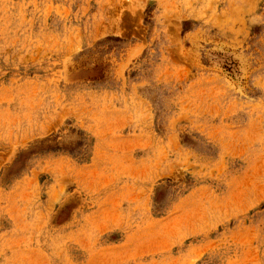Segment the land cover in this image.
<instances>
[{"label": "rangeland", "instance_id": "1", "mask_svg": "<svg viewBox=\"0 0 264 264\" xmlns=\"http://www.w3.org/2000/svg\"><path fill=\"white\" fill-rule=\"evenodd\" d=\"M0 264H264V0H0Z\"/></svg>", "mask_w": 264, "mask_h": 264}]
</instances>
